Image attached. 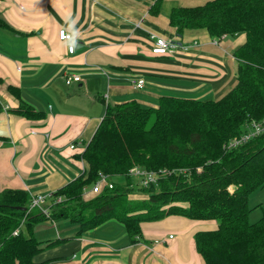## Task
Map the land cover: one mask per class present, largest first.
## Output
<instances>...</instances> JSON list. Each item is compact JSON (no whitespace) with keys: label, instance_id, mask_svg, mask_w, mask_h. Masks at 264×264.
Listing matches in <instances>:
<instances>
[{"label":"crops","instance_id":"1","mask_svg":"<svg viewBox=\"0 0 264 264\" xmlns=\"http://www.w3.org/2000/svg\"><path fill=\"white\" fill-rule=\"evenodd\" d=\"M205 1L0 0V19L12 27L0 24V191L46 193L87 174L89 164L78 155L108 106L129 100L157 106L162 95L218 99L226 94L237 80L234 51L245 42V33L216 44L217 37L205 28H186L177 35L170 24L173 7ZM60 28L72 33L73 52L59 38ZM152 33L171 39L175 48L154 53ZM65 72L79 73L81 80L67 84ZM140 78L144 83L137 87ZM21 101L45 116L16 114L13 109ZM217 226L216 219L169 215L143 222L141 240L131 243L115 220L81 234L68 219L43 220L35 225L37 238L67 239L45 248L35 260L204 264L195 233Z\"/></svg>","mask_w":264,"mask_h":264},{"label":"trees","instance_id":"2","mask_svg":"<svg viewBox=\"0 0 264 264\" xmlns=\"http://www.w3.org/2000/svg\"><path fill=\"white\" fill-rule=\"evenodd\" d=\"M169 18L177 35L186 28H205L214 37L245 33V42L234 51L239 62L235 85L218 99L162 95L157 106L136 100L108 106L78 155L89 164L87 174L53 191L54 198H65L53 202L48 214L39 209L26 214L32 198L28 190L0 191V264H48L35 256L67 238H37L34 228L43 220L68 219L78 226L76 234L115 220L136 243L143 222L169 215L217 220L216 229L195 233L204 264H264V212L249 221V195L264 186V133L225 146L253 120L264 118V0H206L175 6ZM0 24L12 29L1 19ZM13 111L45 116L24 101ZM135 165L181 172L166 171L144 187L129 173ZM100 172L114 179L113 187L85 200L84 189ZM137 190L145 196L130 198Z\"/></svg>","mask_w":264,"mask_h":264},{"label":"built area","instance_id":"3","mask_svg":"<svg viewBox=\"0 0 264 264\" xmlns=\"http://www.w3.org/2000/svg\"><path fill=\"white\" fill-rule=\"evenodd\" d=\"M58 35L61 40L69 42L68 50L70 52H73L75 49L76 42L74 41L72 33L67 28H60ZM151 37L153 38L152 51L154 53H158V54L168 53L172 51L176 46L175 42H173L171 39L166 38L165 36L152 33ZM220 38H225V35H222L221 37H217L216 39H214V42L218 44ZM64 78L67 84H71L73 82L80 81L81 75L79 73H74V72H65ZM143 83H144V79L140 78L137 80L136 86L142 87ZM263 133H264V118H262L261 120H253L250 128L247 131L243 132L240 135L232 137V139L229 140L225 144V146L230 148L234 146H238L239 144H243L244 142L248 141L250 138ZM71 147H75V143H72ZM166 171L172 172V171H180V170L176 168L173 170H168L167 168H162L160 170H149L140 167L138 165H135L129 170V173L130 175L138 177L140 179V184L144 187H147L153 183H157L159 177ZM113 185L114 182L112 180V177L109 174L100 172L96 182L89 188L88 191L84 192V195L89 194V196H92L94 194H98L102 192L105 188L113 187ZM85 189H87V187ZM64 198H65L64 195H58L55 196L54 198L53 191L34 194L32 195L26 214L32 211L34 207H41L43 211L46 214H48L49 209L51 208L53 202H60ZM51 199H54V201H52ZM24 219L22 220L21 224L13 230L12 232L13 234H18L20 228L24 224ZM169 237H172V234H170ZM156 241L159 240L157 239Z\"/></svg>","mask_w":264,"mask_h":264},{"label":"rangeland","instance_id":"4","mask_svg":"<svg viewBox=\"0 0 264 264\" xmlns=\"http://www.w3.org/2000/svg\"><path fill=\"white\" fill-rule=\"evenodd\" d=\"M81 80V79H80ZM199 169V168H198ZM122 178V177H121ZM120 179V178H119ZM112 180H114L112 178ZM133 180L138 183L139 180L137 178H133ZM138 185H140L138 183ZM92 185H89L87 187V189H84V192L88 191L89 188L91 187ZM230 189L232 190L233 189V186L230 187ZM137 195H140L141 193H143L142 191H139L137 190L135 192ZM134 193V194H135ZM86 195V194H85ZM83 195V198L85 200H87V197ZM132 193L130 194V198L132 199H135V197L131 196ZM90 197V196H89ZM29 205V204H28ZM48 206V205H46ZM249 206L251 207V211L249 213V221L250 222H254L256 220H258L262 215H263V212H264V186H261L259 187L258 189H256L255 191H253L250 195H249ZM35 209H39V210H42L43 209L41 207H34L32 210H35ZM44 212V211H43ZM218 223V222H217ZM13 232V231H12Z\"/></svg>","mask_w":264,"mask_h":264}]
</instances>
